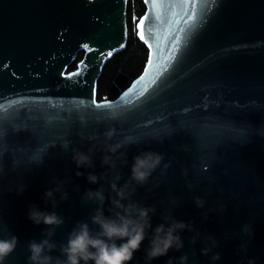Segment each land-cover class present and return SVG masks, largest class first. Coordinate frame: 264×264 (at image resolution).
Wrapping results in <instances>:
<instances>
[{
	"label": "water",
	"instance_id": "water-1",
	"mask_svg": "<svg viewBox=\"0 0 264 264\" xmlns=\"http://www.w3.org/2000/svg\"><path fill=\"white\" fill-rule=\"evenodd\" d=\"M127 1L0 0V238L18 237L3 264H29L28 243L48 226L29 220L28 206L52 211L42 196L60 181L69 198L55 194L54 210L65 222L50 238L57 243L51 255H60L78 221L95 234L97 204L82 199L85 190L103 187L114 196L110 183L117 174L125 183L144 150L163 155L132 196L156 206L153 228L168 223L165 215L192 222L202 237L206 231L219 241L214 251L221 253L215 262L211 253L201 255L202 241L191 243L195 233L184 230V248L152 264L184 253L188 264H246L247 257L264 264V0H155V10L153 0H142L135 26L140 39L145 20L147 60L115 98L97 100L102 66L127 42ZM121 141L127 163L118 159L114 170L102 165V151L91 154L93 168L78 169L72 159L74 149ZM89 172L107 175L92 184ZM197 196L204 207L196 206ZM240 244L248 248L238 256ZM147 246L146 239L131 264H144Z\"/></svg>",
	"mask_w": 264,
	"mask_h": 264
},
{
	"label": "clouds",
	"instance_id": "clouds-1",
	"mask_svg": "<svg viewBox=\"0 0 264 264\" xmlns=\"http://www.w3.org/2000/svg\"><path fill=\"white\" fill-rule=\"evenodd\" d=\"M110 140L113 131L107 134ZM127 146V142L121 141L117 143H104L97 147L93 145L88 152L73 150L72 159L77 168L87 167L93 168L92 155L94 151H102L103 156L101 163L107 166L109 170L117 167L116 161L124 158L127 163L126 153L120 151ZM163 155L151 150L141 151L133 157L131 166V175L129 179L122 185L118 184L120 176L117 174L115 180L110 183L109 187L115 195L105 196L103 187L96 190L86 189L82 199L94 201L97 204L94 213L90 217L91 224L96 225L98 230L93 234L88 221H78L68 234L66 243L60 244L59 256H53L51 253L56 250L57 243L50 238L55 234V229L61 226L65 219L59 215L54 209L57 207L56 193H61L60 200H67L68 192L63 190L65 183L60 181L55 183V187L46 189L42 199L46 203H50L52 211L42 210L37 204L32 203L28 206L27 216L35 225H46L41 239H31L28 243L29 264H131L135 253L141 249L143 242L147 239L148 246L144 250V264H152V261L160 257L168 256L170 250L177 252L184 248V241L181 233L184 230L194 232L191 237V243L202 241L203 247L200 248V254L208 256L211 253L213 262L221 259V253L214 251L219 246V241L205 231L202 237L200 230L194 228L192 222L178 220L171 215H165L164 221L168 223H160L154 228L151 222V214L156 212L155 205L141 206L139 202L134 201L132 196L137 191V186L143 187L148 182L152 174L161 164ZM84 175L83 172L77 171L76 176ZM107 172L98 176L94 172H89L87 180L96 184L99 183ZM27 185L21 186L17 190V194H23ZM110 202L111 207L108 208L109 215L105 214L104 205ZM195 204L198 208L204 207L205 201L201 197H195ZM225 206H222V209ZM209 212L213 209H208ZM204 219H208L207 213ZM245 234L252 232L249 225H245L242 229ZM18 237L9 235L7 238H0V264L7 255L13 252L17 246ZM247 244H240L237 247L236 254L247 253ZM255 257H247L246 264H256ZM189 257L187 253L179 257H169L166 264H188ZM239 264H245V260H240Z\"/></svg>",
	"mask_w": 264,
	"mask_h": 264
},
{
	"label": "trees",
	"instance_id": "trees-1",
	"mask_svg": "<svg viewBox=\"0 0 264 264\" xmlns=\"http://www.w3.org/2000/svg\"><path fill=\"white\" fill-rule=\"evenodd\" d=\"M144 9L145 5L142 0L127 1V42L122 50L115 52L102 66V71L97 79V92H95L97 100L115 98L129 85L132 78L141 72L147 60L148 49L137 38L135 24ZM82 53V51L76 53L77 57L67 66V70L76 67Z\"/></svg>",
	"mask_w": 264,
	"mask_h": 264
},
{
	"label": "snow or ice",
	"instance_id": "snow-or-ice-1",
	"mask_svg": "<svg viewBox=\"0 0 264 264\" xmlns=\"http://www.w3.org/2000/svg\"><path fill=\"white\" fill-rule=\"evenodd\" d=\"M146 2H148V0H146ZM157 7H158V4L155 2V0H153V10H155ZM190 7H191V9H192V16H189V19H192L193 16L195 15V3H194V2L191 3V4H190ZM148 15L151 16L152 13L150 12ZM145 19H147V17H146ZM144 24H145V20L142 19V20L140 21V25H139V27H140L139 35H140V39H141V40H144V39H145ZM85 47H87V45H85ZM108 55H111V53H109ZM151 63H152V61H151V59H150V60H149V64L151 65ZM81 71H82V70H81ZM145 71H146V73H147L148 70L146 69ZM77 74H78V73H73V75H77ZM143 79H144V76H141V77H140V80H143ZM125 95H127V93H125ZM94 102H95V101H94ZM103 103H108V101H103ZM97 106H100V104L98 103Z\"/></svg>",
	"mask_w": 264,
	"mask_h": 264
}]
</instances>
